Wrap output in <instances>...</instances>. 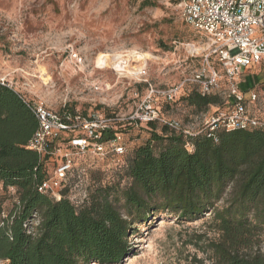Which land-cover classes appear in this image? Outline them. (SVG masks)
I'll return each instance as SVG.
<instances>
[{
	"label": "trees",
	"instance_id": "16d2710c",
	"mask_svg": "<svg viewBox=\"0 0 264 264\" xmlns=\"http://www.w3.org/2000/svg\"><path fill=\"white\" fill-rule=\"evenodd\" d=\"M249 69L238 84L246 100L250 91L264 96V77L247 73ZM193 85L183 98L189 106L205 111L218 104L219 96L201 95ZM234 103L227 98L226 112ZM140 125L150 131L148 141L126 157L122 175L90 191L89 203L76 209L67 198L55 201L37 192L46 169L44 161L26 148L37 121L19 95L0 84V194L13 200L8 188L14 187L19 202L6 210L0 225V260L122 264L135 255L128 241L135 225L160 214L184 222L209 214L219 234L206 244L210 264H264V253L252 251L264 236V127L233 131L206 127L193 136L156 122H117L115 128L125 136ZM114 132L108 130L103 140ZM3 210L0 206V214Z\"/></svg>",
	"mask_w": 264,
	"mask_h": 264
},
{
	"label": "rangeland",
	"instance_id": "374dc122",
	"mask_svg": "<svg viewBox=\"0 0 264 264\" xmlns=\"http://www.w3.org/2000/svg\"><path fill=\"white\" fill-rule=\"evenodd\" d=\"M176 2L0 0V77L8 76L27 100L41 102L56 112L68 109L83 116L114 112L126 117L140 107L149 85L162 91L183 83L175 102L156 96L151 104L165 119L199 132L209 126L213 116L227 111L226 84L222 80L215 91L218 104L205 111H196L183 99L195 87L188 80L202 64V56L191 54L185 45H202L179 17ZM68 47L79 54L81 63L69 58ZM116 56L129 59L125 72H119L111 62ZM142 64L145 82L134 74ZM40 68L46 73V81ZM247 73L264 77V67H252ZM247 108L264 120L261 93L254 104L247 103ZM149 137L144 125L129 130L122 138L125 157ZM76 168L90 191L112 183L106 161L86 156L78 159ZM12 204L11 198L0 194L1 208L6 211ZM120 205L124 213L122 199ZM133 228L128 241L135 255L122 264H196L194 260L210 264L213 259L206 244L219 238L209 214L193 222L160 214ZM259 238L252 251L264 253V236Z\"/></svg>",
	"mask_w": 264,
	"mask_h": 264
},
{
	"label": "built area",
	"instance_id": "2783aa9c",
	"mask_svg": "<svg viewBox=\"0 0 264 264\" xmlns=\"http://www.w3.org/2000/svg\"><path fill=\"white\" fill-rule=\"evenodd\" d=\"M176 9L202 45L199 52L195 43L185 45L191 54L202 56L200 70L188 81L197 85L201 95H210L215 94L224 80L226 98L232 97L235 102L230 112L219 113L210 119L209 131L217 127L226 131L264 127V122L247 108V103L254 104L258 100V93L250 91L246 100L238 89L247 69L264 66V0H177ZM67 53L75 64L81 63L82 58L73 47H68ZM111 62L116 64L119 72H125L129 59L116 56ZM134 74L145 82V64L135 70ZM7 77H0V84L17 93L37 121V128L26 144L27 149L44 161L46 169L45 177L36 186L37 192L55 201L67 198L76 209L88 204L90 200L86 179L76 168L78 159L87 156L106 161L113 175L110 180L112 183L126 168V149L122 142L124 134L116 131L115 123L156 122L185 136L199 133L165 119L151 104L156 96L173 102L183 83L162 91L149 85L148 94L140 107L126 117L103 113L83 116L67 110L58 113L41 102L27 100L17 90L16 83ZM108 130L115 132L111 138L103 140ZM185 147L188 150L192 148L189 143ZM125 181L121 180V184H125ZM8 191L13 202L18 205L15 188L9 187ZM0 217V225H3L2 220L7 218V212L3 210ZM31 231L29 229L28 232ZM0 264H7V261L0 260Z\"/></svg>",
	"mask_w": 264,
	"mask_h": 264
},
{
	"label": "bare ground",
	"instance_id": "6f19581e",
	"mask_svg": "<svg viewBox=\"0 0 264 264\" xmlns=\"http://www.w3.org/2000/svg\"><path fill=\"white\" fill-rule=\"evenodd\" d=\"M196 50L199 52V51L201 50V48L198 47V48H196ZM39 71H40V73H41V78L44 79V80L46 81L48 78H47V76H46L45 71H44L42 68H40Z\"/></svg>",
	"mask_w": 264,
	"mask_h": 264
}]
</instances>
